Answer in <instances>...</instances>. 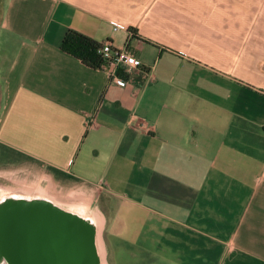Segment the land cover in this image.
<instances>
[{
	"label": "crops",
	"instance_id": "crops-1",
	"mask_svg": "<svg viewBox=\"0 0 264 264\" xmlns=\"http://www.w3.org/2000/svg\"><path fill=\"white\" fill-rule=\"evenodd\" d=\"M67 29L142 64L118 86ZM0 185L95 264H264V0H0Z\"/></svg>",
	"mask_w": 264,
	"mask_h": 264
},
{
	"label": "water",
	"instance_id": "water-1",
	"mask_svg": "<svg viewBox=\"0 0 264 264\" xmlns=\"http://www.w3.org/2000/svg\"><path fill=\"white\" fill-rule=\"evenodd\" d=\"M45 203L40 202V205H44ZM27 204H22V203H12V204H5L4 206V210L3 213L0 212V216L3 215L0 223L3 224V220L8 219L7 220V228L8 230V238L6 239V242H2L0 241L2 244H9L12 247V251L14 253H11L10 256H12V263L13 264H21L19 263L18 258H16V252H18V250L16 249V245L19 244L20 245V236L19 233L17 232L18 227L21 225V223L25 224L26 227L29 229V231L27 232V234L25 235V238L23 239H31L34 240V234H33V226L36 227L37 229L39 228V224L37 221L39 219L44 218L45 217H56V219L58 218V222L57 223H61L64 222V220H66L63 216L57 214V213H48L46 210H41L39 209V212L34 211L33 214L31 215V212H28V214H25L27 212L22 211L23 209H25V206ZM21 206H24L21 207ZM21 209V210H20ZM24 216V218H22ZM74 219V220H73ZM73 221V222H72ZM75 222V224L78 221L76 218H71L70 221V229L66 230V234L63 231V228H58L57 229V233H56V247H60L61 245V241L62 237H64V235H66V237L69 239L68 241V245H67V251L68 254H66L64 260L60 261V259L58 258V249L56 251H54L53 246L50 245V243H48V245L50 247H52V249L50 250L48 247V250H46V252H44V254L48 257V253L49 251L52 253L53 257H56L57 260L53 259L52 264H73L75 263V261H79L76 259H79L81 255H84L87 259H86V264H92V260L94 259L95 254L93 253V245H92V235L91 232L89 231V226L88 225H84L83 223V232L81 234H78L77 232H75V229L73 228V223ZM0 224V231H1V225ZM59 230V232H58ZM1 235V232H0ZM13 238H10L12 237ZM53 236V235H52ZM52 236L50 235V238L52 239ZM8 242V243H7ZM16 246V247H15ZM16 251V252H15ZM7 254V253H6ZM15 254V255H14ZM45 257V258H47Z\"/></svg>",
	"mask_w": 264,
	"mask_h": 264
},
{
	"label": "bare ground",
	"instance_id": "bare-ground-1",
	"mask_svg": "<svg viewBox=\"0 0 264 264\" xmlns=\"http://www.w3.org/2000/svg\"><path fill=\"white\" fill-rule=\"evenodd\" d=\"M11 197V196H10ZM13 197V196H12ZM9 198L8 199H4L2 201H0V212L3 213V210H4V206L5 204L8 205L9 204H12V203H15V202H18V203H22V204H28V202L25 200V199H22V198ZM17 199V200H16ZM45 204H47V202H43ZM40 204V203H39ZM61 216H64L63 214L61 213H57ZM3 215L0 216V221L2 219ZM44 218L42 219H39L37 222L40 223L39 225V228L37 229L36 227L33 226V234H34V244L33 246L34 247H38V250L41 251V252H46V250H48V242H49V238H50V235L52 236V240H50V245L53 246L54 248V251H56L58 249V258L60 259V261L64 260L66 254H68V251H67V245H68V241L69 239L66 237V235H64V237H62V240H60L62 243L60 245V247H56V233H57V229L59 228H63V231L64 233L66 234V230L70 229V221L71 219H67L66 221L64 222H61V223H57L58 222V218L56 219V217H45L43 216ZM74 220V219H73ZM83 220V219H82ZM1 224V223H0ZM19 235L20 236V245L22 244V239L25 238V235L27 234V232L29 231V229L26 227L25 224L21 223V225L18 227L17 229ZM59 232V230H58ZM75 232H77L78 234H81L82 233V230L81 229H75ZM44 239L46 240L44 242ZM48 241V242H47ZM9 245H5V244H2L0 242V253L1 254H5V258L8 260V264H13L12 263V256L11 255V251L13 250L12 247H8ZM22 246V245H21ZM56 249V250H55ZM7 253V254H6ZM10 254V255H9ZM49 259L51 261H53L54 257H50V254L48 255ZM31 260V259H29Z\"/></svg>",
	"mask_w": 264,
	"mask_h": 264
},
{
	"label": "built area",
	"instance_id": "built-area-1",
	"mask_svg": "<svg viewBox=\"0 0 264 264\" xmlns=\"http://www.w3.org/2000/svg\"><path fill=\"white\" fill-rule=\"evenodd\" d=\"M115 28L117 26H114ZM101 56V69L108 72L109 81L118 85L124 86L127 79L123 76L131 68L141 66V60L128 50L126 46L116 48L108 41H102L97 49Z\"/></svg>",
	"mask_w": 264,
	"mask_h": 264
},
{
	"label": "trees",
	"instance_id": "trees-1",
	"mask_svg": "<svg viewBox=\"0 0 264 264\" xmlns=\"http://www.w3.org/2000/svg\"><path fill=\"white\" fill-rule=\"evenodd\" d=\"M129 31L135 33V28L130 27ZM100 42L89 35L75 29H67L60 41V48L78 58L82 63L92 68H99L102 62L97 49Z\"/></svg>",
	"mask_w": 264,
	"mask_h": 264
},
{
	"label": "rangeland",
	"instance_id": "rangeland-1",
	"mask_svg": "<svg viewBox=\"0 0 264 264\" xmlns=\"http://www.w3.org/2000/svg\"><path fill=\"white\" fill-rule=\"evenodd\" d=\"M4 187H5V185L4 186L0 185V199L4 198V196H6L8 194L7 191H6L8 189H6ZM7 220L8 219L3 220V224H1L2 226H1V231H0L1 232L0 241H2L3 243L6 242L5 238H8L9 237L8 235H10V234H8V230L9 229L7 228ZM78 221H80V220H78ZM82 225H83V223L80 221V222H77L76 224L74 222L72 226H73L74 229H81L82 232H83L84 230H83V226ZM84 225H87V224H84ZM89 231L91 232L92 241L94 242V240H93L94 237H95L94 229L89 228ZM10 238H13V236L10 237ZM27 243H29L28 239H22V244H21L22 246L19 245V244L16 245L17 247L15 246L16 249L18 250V252H16V251L15 252H16V258H18L19 263H21V264H52V261L48 258L49 256L47 257L44 254V252L39 251L37 246L36 247L33 246V249L37 251V254L35 255V257H34V252H33V257L34 258H32V260H29L28 258H26V256H27L26 255V253H27V249L26 248L29 246V244H27ZM92 245H93V251H94L93 253L95 254L94 243ZM49 249L51 250L52 247L49 246ZM11 253H14V252L11 251ZM49 254H51L50 257H53V255H52V253L50 251H49ZM45 257H47V258H45ZM24 258H26V259H24ZM54 259L57 260L56 257H54ZM86 259L87 258L84 255H81L79 259H76V260H79V261H77V262L75 261V263H73V264H86ZM63 263H61V264H63ZM0 264H6V263L4 262L3 259L0 258ZM92 264H95V256H94V259L92 260Z\"/></svg>",
	"mask_w": 264,
	"mask_h": 264
},
{
	"label": "flooded vegetation",
	"instance_id": "flooded-vegetation-1",
	"mask_svg": "<svg viewBox=\"0 0 264 264\" xmlns=\"http://www.w3.org/2000/svg\"><path fill=\"white\" fill-rule=\"evenodd\" d=\"M50 240H52V239L49 238V242H50ZM28 241H29V243H27V244H29V246L26 248V249H27V253H26L27 256H26V258L32 260V258H34L35 255L37 254V251L33 249V244L35 243L34 240L28 239ZM45 241H46V240L44 239V242H45ZM47 242H48V241H47ZM49 242H48V243H49ZM25 243H26V242H25ZM33 252H34V257H33ZM48 255H49V253H48ZM50 255H51V254H50ZM26 258H24V259H26Z\"/></svg>",
	"mask_w": 264,
	"mask_h": 264
}]
</instances>
